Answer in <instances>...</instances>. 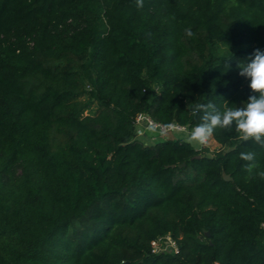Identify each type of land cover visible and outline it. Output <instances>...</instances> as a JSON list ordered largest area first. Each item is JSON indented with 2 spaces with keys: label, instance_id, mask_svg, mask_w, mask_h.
<instances>
[{
  "label": "trees",
  "instance_id": "trees-1",
  "mask_svg": "<svg viewBox=\"0 0 264 264\" xmlns=\"http://www.w3.org/2000/svg\"><path fill=\"white\" fill-rule=\"evenodd\" d=\"M257 49L264 0H0V264H264V145L218 128L208 157L135 125L242 106Z\"/></svg>",
  "mask_w": 264,
  "mask_h": 264
},
{
  "label": "clouds",
  "instance_id": "clouds-1",
  "mask_svg": "<svg viewBox=\"0 0 264 264\" xmlns=\"http://www.w3.org/2000/svg\"><path fill=\"white\" fill-rule=\"evenodd\" d=\"M239 75L249 81L252 95L242 106L218 108L213 104L198 105L203 111L202 122L192 127L188 139L205 144L216 129L229 128L233 125L244 141L252 140L264 145V50L257 49L251 57L238 65ZM241 158L248 162L255 161L252 152L241 153ZM252 172L255 163L248 164ZM264 178V171L256 173Z\"/></svg>",
  "mask_w": 264,
  "mask_h": 264
},
{
  "label": "rangeland",
  "instance_id": "rangeland-1",
  "mask_svg": "<svg viewBox=\"0 0 264 264\" xmlns=\"http://www.w3.org/2000/svg\"><path fill=\"white\" fill-rule=\"evenodd\" d=\"M245 50L247 49L246 47L244 48H234L231 45L221 42L218 46V52L222 56L226 52H237L238 50ZM86 87L88 90H90V86L87 82L85 81ZM177 127V126H176ZM192 128L189 127H183L181 130L179 129H174V130H169L166 133H161L157 130H145V128H142V135L137 133V139L140 140L143 144L149 146V145H155L158 142H162L165 140L173 139V140H183L188 143H190L194 148L200 150L203 155L208 156V157H215L221 154H224L228 149H230L231 146H221L218 143L215 142V140L210 137L208 141L205 144H199L195 141H190L188 139V133L191 131ZM169 244V243H167ZM166 244V252H173V250L168 249L169 245ZM171 248V247H170Z\"/></svg>",
  "mask_w": 264,
  "mask_h": 264
},
{
  "label": "built area",
  "instance_id": "built-area-1",
  "mask_svg": "<svg viewBox=\"0 0 264 264\" xmlns=\"http://www.w3.org/2000/svg\"><path fill=\"white\" fill-rule=\"evenodd\" d=\"M135 125L137 127V133L142 135V128H145V130H157L161 133H166L169 130L179 129L181 130L183 127L172 125L170 128H165L164 126L155 123L149 116L145 114H139L135 120ZM169 243V244H167ZM166 244L169 245L170 250H173V253L178 252V246L177 243L172 239L170 235H167L165 237H160L157 240L152 242L153 247V253H162L166 252ZM171 247V248H170Z\"/></svg>",
  "mask_w": 264,
  "mask_h": 264
},
{
  "label": "water",
  "instance_id": "water-1",
  "mask_svg": "<svg viewBox=\"0 0 264 264\" xmlns=\"http://www.w3.org/2000/svg\"><path fill=\"white\" fill-rule=\"evenodd\" d=\"M183 166H185V163L181 165V167H183ZM224 179H225L226 181H228V182L233 180L232 178H230L229 176H227V175H225V174H224ZM207 235L209 236V234H207Z\"/></svg>",
  "mask_w": 264,
  "mask_h": 264
},
{
  "label": "crops",
  "instance_id": "crops-1",
  "mask_svg": "<svg viewBox=\"0 0 264 264\" xmlns=\"http://www.w3.org/2000/svg\"><path fill=\"white\" fill-rule=\"evenodd\" d=\"M196 149V148H195Z\"/></svg>",
  "mask_w": 264,
  "mask_h": 264
}]
</instances>
